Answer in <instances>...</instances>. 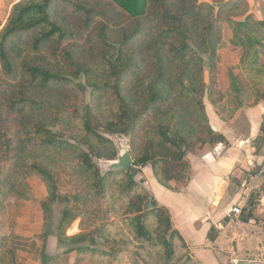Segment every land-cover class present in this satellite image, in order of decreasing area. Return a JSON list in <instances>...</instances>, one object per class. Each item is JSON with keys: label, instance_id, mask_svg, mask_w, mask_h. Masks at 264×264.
Returning a JSON list of instances; mask_svg holds the SVG:
<instances>
[{"label": "trees", "instance_id": "trees-1", "mask_svg": "<svg viewBox=\"0 0 264 264\" xmlns=\"http://www.w3.org/2000/svg\"><path fill=\"white\" fill-rule=\"evenodd\" d=\"M247 8L245 0H16L0 24V211L8 199L30 200L27 179L37 176L45 219L59 196L69 204L56 235L65 252L93 264H196L168 210L134 176L149 165L159 184L184 189L187 154L224 141L204 99L223 120L234 112L216 62L223 27L250 18ZM113 136L127 139L133 165L101 172L99 160L116 158ZM61 180L70 191L61 193ZM75 219L79 231L66 235Z\"/></svg>", "mask_w": 264, "mask_h": 264}, {"label": "crops", "instance_id": "crops-1", "mask_svg": "<svg viewBox=\"0 0 264 264\" xmlns=\"http://www.w3.org/2000/svg\"><path fill=\"white\" fill-rule=\"evenodd\" d=\"M3 1L1 25L16 0L2 11ZM245 1V15L250 18L223 27L216 62V81L225 94V106L234 112L223 120L204 99L209 122L224 141L187 154L189 180L184 189L170 190L159 184L149 165L136 175L147 194L168 210L173 228L196 264H230L229 254L215 246L216 225L237 204L244 205L236 227L241 264L257 258L264 261V177L253 176L264 161V0ZM38 191L41 197L45 195L43 187ZM13 206L9 199L0 211V264H93L76 251L65 252L57 237L48 242L53 239V248L59 246L63 253L52 256L48 247L42 252L37 243L42 224L31 222L36 214L24 222L16 218ZM43 257L53 259L43 263Z\"/></svg>", "mask_w": 264, "mask_h": 264}, {"label": "rangeland", "instance_id": "rangeland-1", "mask_svg": "<svg viewBox=\"0 0 264 264\" xmlns=\"http://www.w3.org/2000/svg\"><path fill=\"white\" fill-rule=\"evenodd\" d=\"M13 2V0H4L3 1V6L1 7V10L4 11L5 8L7 9V7L9 6V4H11ZM9 12V11H8ZM8 15V14H7ZM7 18V16H6ZM6 20V19H5ZM5 22V21H4ZM113 141L117 140L116 136L112 137ZM125 142L127 141V139L124 137ZM105 161L107 160H103V161H98V165L99 168L101 170V172H105ZM136 175L134 176V179L136 180ZM137 181V180H136ZM140 185V181H137ZM27 183L29 185V189H30V195L32 196V198L30 200H23V199H13L14 202V206L13 208L16 211V218H23L22 220L25 222L26 220H28V218H32V216H34L33 212L36 214L35 219H33L31 222L34 223H39L42 224V230L39 234L38 237V248H41V251H45V248H47V251L49 253H52V256H57L58 254L63 253L64 249L60 248L59 246H57L56 249H54V244H53V239L49 241V239L51 237H53L54 239L56 238L57 232L59 231V225L61 223L62 220V211L69 205L68 203H66L63 200L62 195L59 196L51 205H50V209L47 215V218L45 219L43 216V212H42V208L40 205V202L45 199V197L47 196V192H46V187L44 186L42 180L37 177V176H32L30 178L27 179ZM43 187L45 190V195L43 197H41V194L39 193V188ZM59 189L61 191V193H66L68 191L71 190L70 186L64 181L61 180L60 184H59ZM41 197V198H40ZM9 200V199H8ZM6 202L4 203V209L6 207ZM34 208H36V212L34 211ZM18 210V212H17ZM30 211V213H28ZM27 214V215H26ZM78 224H79V219H75L73 220L71 223H69L65 228H64V232L65 233H75L78 232ZM76 229V231H75ZM42 235H44V239L42 238ZM97 246L99 249H107V246L105 244H102L100 242V240H97ZM49 249V250H48ZM47 252V253H48ZM53 259V258H52ZM112 264H117V262L113 261ZM125 264H129L128 261H125Z\"/></svg>", "mask_w": 264, "mask_h": 264}, {"label": "built area", "instance_id": "built-area-1", "mask_svg": "<svg viewBox=\"0 0 264 264\" xmlns=\"http://www.w3.org/2000/svg\"><path fill=\"white\" fill-rule=\"evenodd\" d=\"M254 177H264V161L260 164L258 170L253 175ZM243 204L234 205L232 208L226 211L225 219L217 224L219 234L216 240V248L223 250L229 254L230 264H241V253L237 249V224H239V218L243 212ZM245 261V259H244ZM248 264H264V261L257 258L256 260L248 261Z\"/></svg>", "mask_w": 264, "mask_h": 264}, {"label": "water", "instance_id": "water-1", "mask_svg": "<svg viewBox=\"0 0 264 264\" xmlns=\"http://www.w3.org/2000/svg\"><path fill=\"white\" fill-rule=\"evenodd\" d=\"M204 82H209V74L208 71H204ZM117 155L114 160L105 161V169L104 171H126L133 165V158L130 153L128 141L125 142L123 136H117V140L114 141Z\"/></svg>", "mask_w": 264, "mask_h": 264}]
</instances>
